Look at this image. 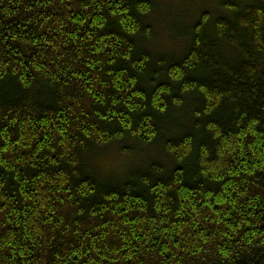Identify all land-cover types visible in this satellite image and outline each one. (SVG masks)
Returning <instances> with one entry per match:
<instances>
[{"label":"trees","instance_id":"1","mask_svg":"<svg viewBox=\"0 0 264 264\" xmlns=\"http://www.w3.org/2000/svg\"><path fill=\"white\" fill-rule=\"evenodd\" d=\"M154 1L0 0V264H264V5Z\"/></svg>","mask_w":264,"mask_h":264},{"label":"rangeland","instance_id":"2","mask_svg":"<svg viewBox=\"0 0 264 264\" xmlns=\"http://www.w3.org/2000/svg\"><path fill=\"white\" fill-rule=\"evenodd\" d=\"M157 6H163L164 13H155L151 17V22L156 30L154 45L156 46L153 50L158 51H179L183 46L185 37H180V41L177 43L174 37L173 30L176 24L182 26L183 32H188L190 26L198 20V16L203 12H208L213 19H215L222 11V8L227 3H237V4H262L264 5V0H155ZM172 16L178 21L173 19ZM172 22V24H171ZM182 40V41H181ZM185 43V42H184ZM183 111L180 115L183 116ZM180 116V117H181ZM184 119V118H183ZM185 121V119H184ZM187 121V120H186ZM129 150V155L123 154V150ZM158 150H160L158 148ZM153 153L155 150H143L139 153L138 148L133 144L124 145H113L103 151V153L97 159L98 162L93 164L100 176H105L108 178L118 179L123 178L130 167L133 165H143L150 161H155ZM140 154V155H138ZM138 155V161L134 160L135 156ZM137 164H134V163Z\"/></svg>","mask_w":264,"mask_h":264}]
</instances>
